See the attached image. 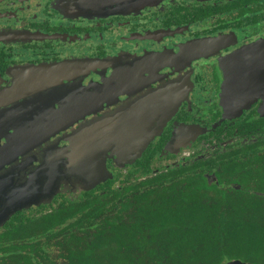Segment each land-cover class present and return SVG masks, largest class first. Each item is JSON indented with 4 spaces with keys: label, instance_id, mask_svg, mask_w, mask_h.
Instances as JSON below:
<instances>
[{
    "label": "flooded vegetation",
    "instance_id": "obj_1",
    "mask_svg": "<svg viewBox=\"0 0 264 264\" xmlns=\"http://www.w3.org/2000/svg\"><path fill=\"white\" fill-rule=\"evenodd\" d=\"M43 168L24 212L179 169L264 202V0H0V196Z\"/></svg>",
    "mask_w": 264,
    "mask_h": 264
},
{
    "label": "trees",
    "instance_id": "obj_2",
    "mask_svg": "<svg viewBox=\"0 0 264 264\" xmlns=\"http://www.w3.org/2000/svg\"><path fill=\"white\" fill-rule=\"evenodd\" d=\"M179 170L15 211L0 225V264H264L262 199Z\"/></svg>",
    "mask_w": 264,
    "mask_h": 264
},
{
    "label": "water",
    "instance_id": "obj_3",
    "mask_svg": "<svg viewBox=\"0 0 264 264\" xmlns=\"http://www.w3.org/2000/svg\"><path fill=\"white\" fill-rule=\"evenodd\" d=\"M114 119L110 117L105 119L104 122L102 123H98L88 127L89 130L87 133V139L88 140L94 139V141L101 143L100 139L103 138V136L106 137V135H104L103 132L111 131V130L104 131L106 127H111L112 129H114L113 128L115 126L113 122ZM109 142L110 141H108V143ZM99 149H101L100 146L88 147V150H99ZM81 163H83V161L80 160V157L79 158L76 157V161L73 159V165H77L81 167ZM105 170L107 173L109 172L107 168H65L63 169L62 172H60V174L67 181L69 180L72 181V183H80L79 180H77V182L76 181L73 182V180L78 179L79 176L82 175H85L88 178L90 177L95 178L96 176L102 174V172ZM51 171L54 170H52L51 168L49 169L43 168L41 171H39L36 177L37 181L30 182L29 180H23L22 185L20 186L17 185L14 189L12 188L10 190L7 187L3 190V194L7 192L8 197L5 199L4 197L0 196V225H2L5 221H7L10 215L15 213V211L28 209L34 205L39 206L41 204L51 202L52 198L57 192V190H55L53 194L48 192L50 181L53 180V179L49 180L50 176L52 175ZM88 178H83L85 183H82V186L79 187L80 190L83 191L92 190L98 183L104 181V180H97L96 178L94 180H88ZM86 183L88 184L85 186ZM10 196L11 198H9ZM228 264H249V263H245L240 260H234L229 262Z\"/></svg>",
    "mask_w": 264,
    "mask_h": 264
},
{
    "label": "rangeland",
    "instance_id": "obj_4",
    "mask_svg": "<svg viewBox=\"0 0 264 264\" xmlns=\"http://www.w3.org/2000/svg\"><path fill=\"white\" fill-rule=\"evenodd\" d=\"M107 62H108V64H110V65H112V64L116 65L115 62H117V61L111 59V60H107ZM223 262H226V263H227L228 261H223ZM223 262H222L221 264H223Z\"/></svg>",
    "mask_w": 264,
    "mask_h": 264
}]
</instances>
